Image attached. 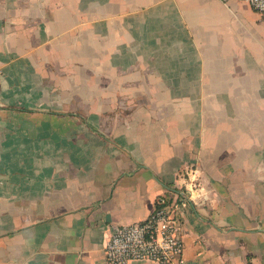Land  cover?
<instances>
[{"label": "crops", "instance_id": "1", "mask_svg": "<svg viewBox=\"0 0 264 264\" xmlns=\"http://www.w3.org/2000/svg\"><path fill=\"white\" fill-rule=\"evenodd\" d=\"M188 166L185 263L264 264V14L0 0V264H106Z\"/></svg>", "mask_w": 264, "mask_h": 264}, {"label": "built area", "instance_id": "2", "mask_svg": "<svg viewBox=\"0 0 264 264\" xmlns=\"http://www.w3.org/2000/svg\"><path fill=\"white\" fill-rule=\"evenodd\" d=\"M238 1L264 14V0ZM172 188L156 196L152 212L143 220L111 228L103 251L106 264H127L132 260L186 264L182 206L186 201L194 205L201 201L203 187L198 169L188 166L178 172Z\"/></svg>", "mask_w": 264, "mask_h": 264}]
</instances>
